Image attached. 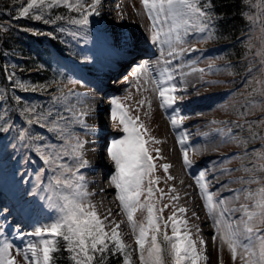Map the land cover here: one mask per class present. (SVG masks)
Wrapping results in <instances>:
<instances>
[{"label": "snow or ice", "instance_id": "6c2138e0", "mask_svg": "<svg viewBox=\"0 0 264 264\" xmlns=\"http://www.w3.org/2000/svg\"><path fill=\"white\" fill-rule=\"evenodd\" d=\"M144 13L150 22L151 42L166 45V56L164 48H161L162 64L157 71L149 68L147 63L136 66L135 79L137 91H140V81L143 78V90L155 93L160 100V107L169 113V122L173 130L179 129L177 142L181 145L183 154V165L191 170L194 166L189 158V147L186 146L188 135L182 127V122L187 119L181 114L176 106L178 100L183 96L178 92L185 91L181 88L184 83L183 77L190 74L182 71L181 65L190 67L191 72L205 73V69L196 68L190 64H184L183 57L197 51L195 48H184L189 43L185 37L194 34H206L202 38L212 39L214 36L212 0H140ZM102 0H27L18 11L14 19L31 18L42 21L45 24L55 23L56 20L65 19L64 16H56L55 20L45 17V13L55 8L67 9L69 13H77V18H68V22L80 29H86L90 24V17L99 16ZM250 20H255L249 17ZM7 31V29H4ZM264 32V25L261 26ZM64 31V29H61ZM40 34V33H34ZM73 36L80 33L73 31ZM199 42V41H197ZM264 62V52H258ZM174 61H181L176 64ZM212 66L209 65V70ZM181 80L177 82V76ZM15 73H10L7 80L13 89L22 91H36V88L25 85L22 81L14 79ZM74 83V81H73ZM247 83V80H246ZM73 93L64 94L58 89V94L53 95L51 107L47 110L36 107H23L22 114L26 118L27 127L18 132L17 139L25 149L34 151L44 165L53 173L48 189L51 194L47 197L40 196L39 183L33 186L29 195L39 199H45L49 207L56 212L55 219L46 224H41L31 232L20 233V239L25 236L37 238L29 241L23 248H18L17 254H22L25 264H55L54 253L60 251V241H63V250L69 254L71 264H107L109 256H122V264H136L133 253L139 264H207L210 257L206 254L207 244L202 238H193V232L188 220L184 218L187 209L176 207L175 202L179 197L164 193L163 189L155 187L159 184V178L155 177L157 165L154 159H161L160 149H152L146 145L160 144L148 135L145 125L140 117H132L129 109L120 99L111 100L110 119L119 121V126L124 133L123 138L114 139L107 150V154L114 163L115 173L111 175L110 181L115 188V197L119 201L120 209L126 216L128 227L134 237L136 245L132 249L125 243L121 233V223L110 220L112 212L109 209L101 214L97 205L91 200L94 193L87 189L86 177L81 170L89 167L86 158L87 140H82L72 130L70 125H79L86 133L91 132L86 117L89 112L83 111L70 98ZM260 99L257 100L256 97ZM246 99L241 105L239 116L244 118L245 123H236L232 126L217 128L216 133L221 138V144L250 143L256 139L255 125L247 120V116L253 114L257 105L264 111V79L256 81ZM0 99L3 94L0 93ZM19 97L16 100L19 101ZM80 104L86 102V98L77 97ZM147 103L151 108V101L147 98L138 102L139 107ZM139 107L135 109L139 111ZM65 113H70L66 116ZM6 110L0 112V120H4ZM215 123V122H213ZM256 124H264V118ZM38 126L52 134L58 143L47 142L43 135L33 133L31 129ZM11 125L5 121L0 125V132L8 133ZM233 128L239 132L247 131L250 139L241 140ZM156 152L154 158L152 152ZM197 153L199 152L196 149ZM247 154V152H246ZM254 156L253 168H244L246 173H252L248 180L241 183L257 184L255 190H238L234 195L239 199L243 195L248 203L239 209H229L224 199L215 200V193L209 188L212 181L208 180L207 169L200 171L194 177L198 194L203 200V206L207 211L212 226L215 229L211 236L213 245L216 246L218 254L226 247L230 253L232 264H236L238 258L241 264H264V177L257 178L255 173H264V149L252 150ZM227 157L226 159H231ZM71 160V164L67 163ZM260 161L259 167L255 161ZM223 163V160L220 161ZM164 173L167 175L169 164H163ZM174 179L167 175V180ZM213 180L218 177H212ZM223 186V185H221ZM219 191V189H217ZM175 192L174 188L169 193ZM157 193H160L157 199ZM165 195H168L169 203H162ZM143 197V200L141 199ZM157 204H162L157 207ZM172 208V213L166 218L163 213L165 209ZM5 209H0L3 215ZM240 211L241 217L238 221L231 219L230 213ZM146 213L141 221L135 219L136 213ZM193 217L199 219L196 213ZM170 228L171 234L168 229ZM201 229L197 226L196 236L199 237ZM3 231L0 230V236ZM13 244L6 240H0V264H17L12 256ZM218 264H223V259L218 257Z\"/></svg>", "mask_w": 264, "mask_h": 264}, {"label": "rangeland", "instance_id": "374dc122", "mask_svg": "<svg viewBox=\"0 0 264 264\" xmlns=\"http://www.w3.org/2000/svg\"><path fill=\"white\" fill-rule=\"evenodd\" d=\"M125 0H108L105 3V8L100 7V15L90 17V24L86 29L76 28L77 32L80 33L79 40L80 44L84 46L86 54L84 55V59L81 60H70V64L66 63V60H63L64 65L68 67L69 71L72 74L71 84L67 85L66 88H71V91H66L65 94L73 93L74 95L70 98L74 101L79 108H81V104L77 97H81L79 95V89L82 85L80 78L81 75L79 73L80 68L86 64L97 61L99 59L98 50L101 47H105L107 45L104 36L102 35V27L106 25V28L110 27V22H119L120 26H125V21L129 16H132L136 22V29L139 31V37L141 42L147 47V51L151 49L153 52L151 53L154 59L152 60L151 67L154 72L159 69L162 64L163 57L161 56V48H164V55L166 56L167 46L160 44H153L152 42L148 46L145 43V39L148 38L147 35H150V22L143 11L140 0H127V7L124 3ZM121 3V7L119 10L113 11L112 7L115 4ZM110 11L112 13L113 18H109L104 16L106 12ZM264 23L261 21L259 26H257V31L253 32L255 34V39L257 42V50H256V60H253L246 66L244 72L240 75L238 79L233 72L229 71L227 68H224L219 65V61L214 57V55L206 53L205 50H208L210 44L203 43L204 38L202 36H198L196 34L189 35L185 37L189 43L183 45L184 48H195L197 51L192 52L189 55L185 54L183 57L184 64H190L196 68L205 69V73L201 74L200 72H191L190 67L181 65L182 71L184 73H190L183 77L184 83L180 85L181 88H186V91L193 92L185 93V91H181L178 93L183 96V99L180 101H186L184 106L180 108L181 114H186L187 119L182 122V127L184 128V123L192 120V117H196L198 115H203L198 112L194 116L187 115L186 110H189L194 104L195 101L200 102V106H202L203 101L207 100V109L205 114L206 117L205 125L200 130L198 129L195 132L188 134V141L186 146L189 147V156L194 153V149L197 148L201 154H205L208 151H215L218 154L217 163L213 164L211 167L206 168L207 174L210 172L218 171V179L227 181L223 184L222 188L217 191V189L211 190L210 192L215 193L214 199L220 200L224 199L226 201V206L229 209H239L241 205L248 203L243 195L239 196V199L235 198V193L238 190L251 189L255 190L258 185L257 184H247L241 183V180H248L252 173H246L244 168H253L254 164V156L252 154V150H261L264 149V124H256V122L262 118H264V111H261L259 105L256 106L253 114L247 116V120L253 122L255 125L254 130L258 132V136L250 145L248 143L240 144V143H229V144H221V138L216 133L217 128H223L226 125L232 126L236 123L243 124L240 122L242 117L239 116V109H241V105L244 104L246 99H249V94L251 92L252 87L256 86V81L260 79H264V62H262V58L260 55H257L258 52H264V32L261 30V26ZM199 41V42H197ZM145 47V49H146ZM157 48V49H156ZM255 54V52H254ZM176 64H181V61H174ZM138 64H143V60L141 58L135 57L133 60L127 62V68L131 73V77L128 78L124 76V73H119L117 75H105L92 76L97 77V81H102V85L104 90H102L103 94L95 93V96L99 97L96 101L101 104L103 110L99 113L98 118L101 119L109 132V136L103 138V143L99 146V150L104 153L107 152L110 147L111 142L114 139L123 138L124 133L122 132V126H119V121L113 122L110 119V108H111V100L113 98L120 99L121 102L129 109L130 115L132 117L139 116L141 123H143L147 129L148 135L145 136L147 139L149 136L155 138L156 140L161 141L160 144H149L146 147H150L152 149H160V157L161 159H154V163L157 165L156 171L154 173L155 177L159 178V184L155 187L163 189L164 193H168L171 196L178 195L179 199L175 202L176 207H184L186 205L182 203L181 196L186 190H190L193 188L197 189V192L193 195L196 196V200L201 201L202 209L204 210V215L207 214L206 209L203 206V200L198 194V188L195 183L194 177L197 176L200 172L199 166H201V160L198 158L193 162V167L191 170H188L183 165V154L181 149L179 148V143L177 142V133L180 132L179 129L173 130L169 119L167 120L165 116V110L160 107V100L157 98V95L151 91L145 92L143 88V78L140 81V91H137V81L135 79L136 74V66ZM209 65L212 66L211 70H209ZM125 79L126 85L123 87H119V83ZM132 79V81H131ZM181 80V77L177 76V82ZM247 80V83H246ZM74 81V83H73ZM244 87H248L245 89ZM191 90V91H190ZM237 92L244 97V101H240L236 98ZM82 98V97H81ZM147 98L151 101V108L148 107L147 103L143 107H139L138 102L142 99ZM257 100L260 99L259 96L256 97ZM139 107V111H136ZM171 110V109H170ZM172 111V110H171ZM156 118V119H155ZM87 122V121H86ZM215 122V123H213ZM165 123V126L163 124ZM74 132L76 135L80 137L82 140H86L88 137V132L86 133L79 127V125H75ZM235 128H233L234 132ZM163 131V134L161 133ZM236 133V132H234ZM241 133V132H240ZM239 132H237L239 138L241 140H247L246 137H242ZM183 135V132H180ZM200 138V142L197 139ZM168 139V141H166ZM171 146V152L168 148ZM247 152V154H246ZM208 154V153H207ZM153 157H156V152H152ZM105 157V156H104ZM227 157H232L231 159H226ZM101 160V158H100ZM223 160L221 164L220 161ZM67 163L71 164V160H67ZM260 161H255V166L259 167ZM163 164H169L170 168L168 170L167 175H174L178 172L185 173V177L187 178V182L189 183V187L186 189H181V183L175 182L174 179L167 180V175L164 173L163 168L160 167ZM10 166V165H9ZM105 166L107 168V174L104 175L105 180L101 181L102 190L107 185V178L110 180L111 175L115 173L114 163L111 161L110 157L107 158L105 162ZM43 168L46 165H42ZM29 168V167H28ZM205 170V169H204ZM82 174L85 175V169L81 170ZM6 172L0 173V209H5L3 215H0V230L3 231V235L0 236V240H6L9 243L13 244V248L11 253L14 252L16 246L24 247L29 241H34L33 237L25 236L22 240L17 235L20 233H27V229L24 230L23 223H17L16 220H22L24 217H27V214L31 211H37L40 213L48 222L55 219L56 212L53 208L49 207V203L45 199H39L32 195H29L30 190H34L33 186L38 184L40 185V196L47 197L51 193L48 191H44L48 189L51 177L53 173L48 171H43L42 169L34 170L31 175L25 170L23 173V178L21 174L16 175L12 180V184H15V189L10 188V181L8 183L4 180V175ZM257 178L264 177V173H255ZM19 178V179H18ZM22 179V180H21ZM213 180L212 182L217 181ZM111 182V181H110ZM24 183H27L29 187H26ZM214 184V183H213ZM112 189L107 190L110 194V201L115 205L119 218L117 222L121 223V233L123 235L124 241L128 244L132 249L136 248L134 237L131 232V229L128 227V222L126 216L122 213L119 205V201L115 197V188L111 184ZM109 187V185H108ZM174 188L175 192L169 193V189ZM222 191H226L228 194L224 196V198H220ZM160 193H157V199L159 198ZM143 200V197H141ZM26 201V206L21 207L20 201ZM162 203H169L168 195H165ZM162 204H157V207H161ZM21 207V208H20ZM20 211L26 213H20ZM172 213V208L169 207L165 209L163 215L166 218L168 215ZM146 213L137 212L135 219L137 221H141ZM189 213L185 214L184 218L188 220L189 226L191 227L194 220L192 218H188ZM231 219L234 221H238L241 217L240 211H235L230 213ZM211 224H208V229L211 231L209 233H201L199 237L193 233V238H202L207 244V252L210 259L207 264H218V257L223 259V264H232L230 253L227 251L225 247L223 252L218 254L216 250V246L213 245L211 236L214 233L215 229ZM169 234H171V230L169 228ZM193 232V231H192ZM133 259L136 264H139L138 259L136 258V254L133 253ZM24 261L23 255H18L17 264H22ZM236 264H241L239 258Z\"/></svg>", "mask_w": 264, "mask_h": 264}, {"label": "trees", "instance_id": "16d2710c", "mask_svg": "<svg viewBox=\"0 0 264 264\" xmlns=\"http://www.w3.org/2000/svg\"><path fill=\"white\" fill-rule=\"evenodd\" d=\"M26 2L27 0H0V93L3 94L0 112H7L4 120H0V125L7 121L12 126L8 133L0 132V173L6 172L4 180L7 183L9 180L10 188L14 189L12 180L19 174L23 178L25 170L30 173V177L34 170H49L47 166L42 167L43 162L34 151L23 148L17 139L18 132L27 127L21 109L36 107L46 111L52 106L51 99L58 94V89H62L64 94L71 91V88L66 87L71 84L72 74L63 60L70 64L68 59H84L87 52L78 41L80 37L70 35L77 31V26L70 24L68 18H77V13H69L64 8L52 9L45 13L47 19L55 20L56 16H64L65 19L50 24L31 18L14 19ZM212 3L214 7L210 9L213 13L211 23L215 34L212 39L204 38L203 43L210 44L205 51L214 55L219 65L233 72L238 79L246 66L256 60L258 46L253 32L257 31L256 27L261 21L264 23V0H212ZM249 17H253L255 23ZM10 73H15V80L37 90H14L7 80ZM16 97L20 98L19 101ZM236 98L244 101L240 92H237ZM65 115L70 116V113ZM240 122L244 124V118ZM70 127L73 130L75 125ZM31 131L43 135L47 142L58 143L45 129L34 126ZM234 132L239 131L235 129ZM256 133L258 136V132ZM240 135L250 139L247 131ZM24 185L29 187L27 183ZM59 247L61 250L54 253L55 264H71L69 254L63 250L62 240ZM107 264H122V256H109Z\"/></svg>", "mask_w": 264, "mask_h": 264}, {"label": "bare ground", "instance_id": "6f19581e", "mask_svg": "<svg viewBox=\"0 0 264 264\" xmlns=\"http://www.w3.org/2000/svg\"><path fill=\"white\" fill-rule=\"evenodd\" d=\"M113 1V0H111ZM129 1V0H128ZM127 0L124 1L125 6L127 7ZM108 0H102L101 8H105V3H107ZM121 3L115 4L112 7L113 11L119 10L121 7ZM106 17H111L112 13L110 11L106 12L104 14ZM125 26H120L119 22H110V27L106 28V25L102 27V35L105 38V41L107 45L105 47H101V49L98 50V56L99 59L97 61L86 63L84 64L80 70L79 73L81 75L80 81L82 83L80 89H79V95L82 98H86V102L81 104V108L85 112H89L90 114L86 117V121L89 124L90 128L92 129L91 132H88L87 141L89 142L86 145V158L89 160V167L85 168V177H86V183H87V189L89 192L94 193V195L91 197V200L94 204L97 205L98 211L101 214L106 213L109 209L112 212V216L109 218L110 220H115L119 218V213L113 204L112 201H110V194L107 192V190H102V183H101V176L100 173H103V175L107 174V168L105 166V162L107 161V158L109 157L107 152L103 154L99 150V146L103 143V138L109 136V132L106 129L103 121L98 118L99 113L103 110V107L101 104H99L96 100L99 99V97L95 96L96 90H104V87L102 85L101 79L100 81H97V77L92 76H105V75H117L119 73H124V76H127L128 78L131 77V73L128 70L127 62L133 60V58L138 57L143 60V64L147 63L149 65V68L152 69L151 63L154 57L151 55V50L147 51L146 45L141 42V39L139 37V31L136 29V22L135 19L132 16H129L127 20L125 21ZM145 41V40H144ZM146 47V49H145ZM132 81V79H131ZM126 85L125 79H123L119 83V87H123ZM191 91V90H190ZM193 92V90H192ZM186 91L185 93H192ZM182 94V93H177ZM158 98V96H157ZM207 100L203 101L202 106H200V102L197 100L194 102V106H192L189 110H186L187 115L194 116L198 112L205 114V111L207 109V103H205ZM186 101H180L178 100L176 102V106L180 109L184 106ZM165 112V116L167 120L169 119V113L171 112L170 109H168ZM184 115V114H183ZM186 115V114H185ZM203 115H198L196 117H192V120L189 122L184 123L185 131L190 134L192 132L200 130L203 128V125H205L206 117ZM156 119V118H155ZM165 126V123L163 124ZM84 131V130H83ZM163 134V131L161 132ZM168 141V139H166ZM198 142H200V138L197 139ZM179 148L181 149V145L179 144ZM171 152V146L168 148ZM197 148L194 149V153L189 156V158L194 162L196 159L201 160V166H199L200 171H203L206 168L211 167L213 164L217 163L218 160H216L218 157V154L215 151H208L205 154H201L200 152L197 153ZM105 156V157H104ZM101 158V160H100ZM185 173H176L174 175V181L181 183V189H186L189 187V183L187 182V178L185 177ZM219 172H210L207 174V179L213 181L212 177H218ZM226 180L218 179L215 182H212L211 185H213L210 189H221L222 186ZM214 183V184H213ZM197 192L196 188L186 190L181 196V201L184 205H186L188 218H192L194 220L191 229L194 234L195 229L198 226L201 229V233H209L211 232L208 229V224H211V221L209 220L208 215H204V210L202 209L201 201L196 200V196H193ZM226 191H222V194L220 195V198H224V196H227ZM26 201L21 200L20 205L21 207L26 206ZM20 207V208H21ZM195 212L196 216L199 217V219H196L193 217L192 213ZM20 213L26 214L22 211ZM233 219V217H232ZM17 223L22 224L24 230L27 229L28 232L33 231V229L41 224L49 223L46 221V219L37 211L31 210L27 217H24V219L16 220ZM190 223V222H188ZM169 230V229H168ZM33 239H37L33 237ZM22 248L20 246H16V249ZM12 256L18 260V254L17 251L14 250L13 253H11ZM22 264H25V261L22 262Z\"/></svg>", "mask_w": 264, "mask_h": 264}]
</instances>
